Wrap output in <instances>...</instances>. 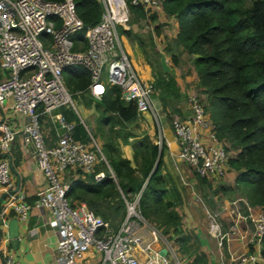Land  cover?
<instances>
[{
	"label": "built area",
	"instance_id": "obj_1",
	"mask_svg": "<svg viewBox=\"0 0 264 264\" xmlns=\"http://www.w3.org/2000/svg\"><path fill=\"white\" fill-rule=\"evenodd\" d=\"M100 2L104 9L101 21L87 26L77 14L74 0H0V68L4 72L0 108L26 116L20 130L13 129L7 118L0 121V195L6 197L0 209V226L9 220L11 210L17 219L26 220L33 207L12 186V143L22 134L33 144L38 168L47 179L34 206L50 211L49 225L60 233V264H80L91 248L102 253V264H182L176 245L155 228L154 238H162L166 254H150L152 243L131 232L132 218L145 221L139 210L140 196L128 203L121 227L105 232L101 231L105 225L101 217L85 203L73 205L66 196L63 174L67 168L77 166L92 173L99 161L107 162L91 131L87 129L91 141L75 139L74 125L58 112L63 106L77 109L64 80L66 67L82 65L87 69L95 98H101L108 86L118 85L136 102L139 114L152 112L159 119L153 103V81L145 80L135 68L121 28L130 27V5L147 13L157 12L162 10V0ZM190 102L192 115L172 121L180 156L201 178L222 179L227 175L231 151L216 136L201 99L191 94ZM43 117L53 124L56 139L45 129ZM105 176L104 171L95 173L97 181ZM237 201L229 207L233 226L225 228L220 218L211 216L209 232L222 254L227 250L229 259L223 264H264V213L245 201L246 210H242ZM137 248L147 253L146 258L135 254ZM0 258L1 264H18L12 250L1 246Z\"/></svg>",
	"mask_w": 264,
	"mask_h": 264
},
{
	"label": "trees",
	"instance_id": "obj_2",
	"mask_svg": "<svg viewBox=\"0 0 264 264\" xmlns=\"http://www.w3.org/2000/svg\"><path fill=\"white\" fill-rule=\"evenodd\" d=\"M74 1L85 25L101 21L104 9L100 0ZM162 5L166 16L178 23V33L165 51L171 52L174 65L180 64L181 50L192 56L201 101L216 136L231 151L228 167L237 173L233 190H240L247 203L264 213V0H162ZM130 10L131 25L148 17L142 7L130 5ZM151 17L156 19L155 14ZM161 26L155 27L149 45L132 28H121V32L139 42L148 59L150 52L160 55L154 35L160 36ZM154 74V87L167 115L174 120L182 98L178 82L172 74ZM63 76L73 99L94 105L99 113L98 127L105 139L102 151L107 160L99 161L92 173L77 166L67 168L63 174L67 198L73 205L85 203L101 217L105 222L101 231L105 232L121 227L128 203L140 196L139 210L149 225L172 241L181 255H194L195 264H208L206 254L199 252L197 239L183 229L179 201L165 202L168 189L162 173L164 145L147 134L140 137L128 127L139 115L136 102L118 85L108 86L101 98H95L90 91L91 75L82 65L66 67ZM58 112L74 125L75 139L91 141L73 107L63 106ZM47 119L43 117V123L47 122L44 127L54 139V128ZM121 142L133 145L135 166L123 156ZM99 171L106 176L97 181L95 173ZM200 182L213 186L206 178H200ZM218 186L226 191L221 184ZM240 207L246 210L245 204L240 203ZM228 212L219 215L225 228L233 226L231 216L229 221L226 218ZM1 233L0 229V238ZM262 245L264 254V239Z\"/></svg>",
	"mask_w": 264,
	"mask_h": 264
},
{
	"label": "crops",
	"instance_id": "obj_3",
	"mask_svg": "<svg viewBox=\"0 0 264 264\" xmlns=\"http://www.w3.org/2000/svg\"><path fill=\"white\" fill-rule=\"evenodd\" d=\"M153 14H158V18L163 24V30L161 31L160 36L157 37L154 35L156 49L164 52L169 41L176 37L178 33V23L174 17H167L163 10H159L157 12L155 11ZM129 26L130 29L133 25L129 24ZM134 31L136 30L134 29ZM125 39L128 40V42H130L132 45L131 50L127 51L139 74L145 80L154 81V70L146 58L145 52L141 45L126 35L123 37L124 42ZM132 50L134 52H132ZM165 53H167L166 57L168 63L172 67V71L169 72V74H172L177 80L180 92L182 94L181 101L177 105V108L180 110V112L175 114V116L180 117L181 119H186L192 115L190 95L194 94L192 93V87L194 86L197 88V74L194 70V67L192 66L191 71L183 75L179 68L176 67V65H174L171 61V52L165 51ZM186 57L191 59L192 56L181 50L180 63L182 59L185 60ZM3 75L4 72L0 68V79L3 77ZM153 103L154 108L159 115L158 121L152 112H145L139 114L134 121L129 122L128 127L140 137L143 134H147L155 143L159 144L160 146L164 145V152L162 155V173L166 179V185L168 189V192L165 196V202L179 201L177 209L183 218L182 221L184 231L189 233L191 228L194 229L195 238L199 242V252L206 254L208 264H222L220 262L221 260H219L221 258H219L220 255L218 256L219 251L217 250L218 246L216 240L210 236L208 232L206 234L203 232L202 228L197 227L198 220H200L201 217V214L199 213L200 211H196L194 207L189 206V200L187 198L188 195H186V193L189 192L191 188L195 190V187H200V178H198L195 170L180 156V147L174 134L172 120L164 110L163 103L157 90L153 95ZM78 107L79 111L76 109V112L78 113L86 128L90 130L86 121L91 124L97 122L96 124L98 127L99 113L95 109V106H86L83 103H79ZM4 118L8 119L9 125L15 130H20L26 122L25 115L15 113L9 109H7V111H3L0 108V121ZM46 121H48V119ZM120 149L123 156L130 159L132 165L135 166V152L133 145L121 142ZM12 153L13 191L16 192L18 196H22L33 207L26 220L18 219L19 237L17 238V243H13V240L9 237L10 221L17 217L12 210L9 212V220L0 226L2 232L0 246L5 247L6 249H11L18 264H60V253L58 250L60 233L58 230L52 228L51 225H49L48 221L50 219V211L46 208H37L34 206L35 200L37 198V192L44 189L47 185L46 177L38 168L34 153V146L31 141L26 139L25 136L18 134L12 143ZM236 175V171L228 167L226 179L233 181L236 179ZM210 182L214 186H217L218 184L215 182L212 183V181ZM233 184L234 183H232L230 186L234 188L235 184ZM240 197V201L246 202L243 196ZM3 199L5 200L6 197L0 195V209L2 207ZM192 203H194V201ZM228 204H230V202H227L218 211V213L223 214L225 211L228 212ZM226 218L228 221L230 220V212H228ZM131 232L142 235L146 243H152L151 251L149 252L150 254L163 250L164 243L162 238L160 236L158 239L154 238L153 227L149 225L146 220L142 221L137 218H132ZM210 240H214L215 246ZM237 246L240 245L237 244ZM215 249L217 251H215ZM135 254L140 259H144L147 256V253H144L140 248L135 249ZM181 256L183 259L182 264H195L193 262L194 255L192 256L182 254ZM102 257V253L91 248L83 255L80 264H102Z\"/></svg>",
	"mask_w": 264,
	"mask_h": 264
},
{
	"label": "rangeland",
	"instance_id": "obj_4",
	"mask_svg": "<svg viewBox=\"0 0 264 264\" xmlns=\"http://www.w3.org/2000/svg\"><path fill=\"white\" fill-rule=\"evenodd\" d=\"M147 14H148V17L147 18H144V19H141L137 24H134L132 26V29H135L136 32L139 35H141V37L145 40L146 45H149V43L151 41V34L155 31V27L156 26H161L163 24H162L161 20L158 18L159 17L158 14H156V19L155 20H152V17H151L153 15V12H148ZM132 20H133V15L130 16L129 23ZM162 28L163 27L161 26V28H160L161 31L163 30ZM123 37H124V34H123ZM125 43H126L125 46H126L127 50H131V48H132L131 46L132 45L130 44V42H128V40L125 39L124 44ZM147 48L150 50V46H148ZM157 51L160 54L162 52V51H159V50H157ZM132 52H134V51L132 50ZM163 53H165V51ZM132 55H134V54H132ZM165 55H167V53H165ZM148 60L150 61V64L152 66V69L154 70L155 73L156 72H160V71L163 72L162 71V68H161V64H160V55L157 56V55H154L152 52H150L149 57H148ZM192 66L193 65H192L189 57H186L185 60L182 59L180 65H178V64L176 65V67L179 68L180 72L183 73V75L186 74L187 72L191 71ZM103 78L104 79L107 78L106 69L104 71ZM192 88H193L192 93L196 94L198 98L202 99L203 98V95L200 93V91L197 88H195L194 86ZM75 104L77 106V110L79 111V107H78L79 102L77 100L75 101ZM175 118H177V117H175ZM86 123L88 124V126L90 128V131L93 134V136L95 137V139H96L99 147L101 148V150H103V144L105 142V139L103 138V134L99 131V127H97V124H96L97 122L96 123L95 122L92 123L93 126H92L91 123H89L87 121H86ZM44 124H47V122H45ZM51 125L53 127V124L52 123H51ZM54 139H56V133H55ZM197 176H198V178H201L198 174H197ZM213 182L214 181H212V183ZM235 182H236V180H233V181L227 180L226 179V176H225L224 178L220 179V182L219 183L217 181L215 182V183H218L217 186H214L213 185L211 188H209L206 185L200 184V187H195V190H193L191 188L190 191L186 193V195H188L187 198L189 200V206L190 207H194V209H196V211L197 210L200 211L199 213L201 214L200 220H198L197 227L202 228L203 229V232H205L206 234L208 232L209 235L211 236V234L209 232V230H210V224H211V216H215L216 218L217 217L220 218L219 217L220 214L218 213V211L227 202H230V204H228V205L231 208L232 202H235V201L241 199V197H240V196H242L241 191L240 190L239 191L238 190L237 191L236 190H233L234 188L232 186H230V185H232V183L235 184ZM220 184L223 187L226 188V191H221L220 190V188L218 186ZM192 200L194 201V203H192L193 202ZM195 201H196L197 204L195 203ZM236 203L238 205L240 203H241V205L242 204L244 205V202H242V201H237ZM232 207H233V204H232ZM252 207H254L256 209L258 208L257 206H252ZM189 233L193 236L194 239H196L193 228L190 229ZM210 241L215 246L214 240L213 241L210 240ZM170 242H172V241H170ZM216 243H217V240H216ZM196 244H197V246H199L198 240H197ZM217 246H218V244H217ZM235 247L237 248L236 245H235ZM219 248L220 247L218 246V249L217 250L219 251L218 252V256L220 255L219 258H221V259H219V260H221L220 262L222 264H223V261H224V263H227L228 262V259H229L228 258V255H227L228 254L227 253V250H223V254H222V252L220 251ZM217 250L215 249V251H217Z\"/></svg>",
	"mask_w": 264,
	"mask_h": 264
},
{
	"label": "water",
	"instance_id": "obj_5",
	"mask_svg": "<svg viewBox=\"0 0 264 264\" xmlns=\"http://www.w3.org/2000/svg\"><path fill=\"white\" fill-rule=\"evenodd\" d=\"M160 64L162 71L164 73H169L172 71L171 65L168 63L165 53L160 54ZM9 237L13 240V243H17V238L19 237V220L17 218L12 219L9 225ZM167 249L163 248L161 254H166Z\"/></svg>",
	"mask_w": 264,
	"mask_h": 264
},
{
	"label": "snow or ice",
	"instance_id": "obj_6",
	"mask_svg": "<svg viewBox=\"0 0 264 264\" xmlns=\"http://www.w3.org/2000/svg\"><path fill=\"white\" fill-rule=\"evenodd\" d=\"M97 91H102V89H97Z\"/></svg>",
	"mask_w": 264,
	"mask_h": 264
}]
</instances>
